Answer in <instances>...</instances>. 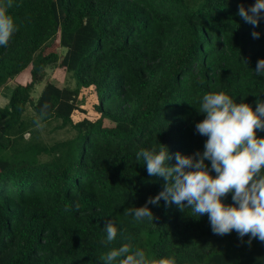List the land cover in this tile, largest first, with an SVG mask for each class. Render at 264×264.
I'll return each mask as SVG.
<instances>
[{
  "label": "trees",
  "instance_id": "trees-1",
  "mask_svg": "<svg viewBox=\"0 0 264 264\" xmlns=\"http://www.w3.org/2000/svg\"><path fill=\"white\" fill-rule=\"evenodd\" d=\"M193 1L0 0L11 4L17 29L0 46V95L10 90L0 108V264H105L125 243L149 261L264 264V242L249 244L235 230L214 234L208 215L186 201L183 210L163 199L148 204L153 221L126 214L165 188L137 160L141 149L158 154L165 146L168 167L176 153H203L208 137L195 125L205 119L204 95L223 92L253 111L264 103V76L255 73L264 59V11L253 27L238 9L256 0ZM57 35L62 58L43 54ZM29 66L30 82L10 88ZM47 69L57 81L72 74L75 88L45 82L33 99ZM37 121L65 136L43 138ZM221 202L233 205L232 194ZM108 222L118 232L105 245Z\"/></svg>",
  "mask_w": 264,
  "mask_h": 264
},
{
  "label": "clouds",
  "instance_id": "clouds-1",
  "mask_svg": "<svg viewBox=\"0 0 264 264\" xmlns=\"http://www.w3.org/2000/svg\"><path fill=\"white\" fill-rule=\"evenodd\" d=\"M8 7L10 3L0 6V46L4 47L17 30L7 14ZM262 11L264 0H256L247 10L239 6L238 15L256 27ZM252 36L258 39L260 34L253 32ZM255 73L264 76V59L257 61ZM47 107L44 106L42 115ZM199 112L205 114V119L195 125L196 132L208 137L203 153H176V164L168 167L166 161L170 156L165 146L161 145L158 154L141 149L137 160L142 157L148 175L162 177L165 188L156 197H150L145 206L130 208L126 214L137 221H153L148 204L158 206L163 199L183 210L186 201V206L198 216L208 215L214 234L223 236L235 230L240 238L249 236V244L253 238L264 242V138L256 136L257 130L264 131V103H257L253 111L248 104H237L223 92L209 93L203 96ZM37 126L43 127L39 121ZM206 160L210 161V169ZM210 171L216 173L215 178ZM230 193L233 205H225L221 198ZM104 230L103 243L107 245L116 239L118 230L112 222L106 223ZM103 260L105 264H175L170 258L149 261L145 252L131 243L113 248Z\"/></svg>",
  "mask_w": 264,
  "mask_h": 264
},
{
  "label": "rangeland",
  "instance_id": "rangeland-1",
  "mask_svg": "<svg viewBox=\"0 0 264 264\" xmlns=\"http://www.w3.org/2000/svg\"><path fill=\"white\" fill-rule=\"evenodd\" d=\"M193 0H191L192 2ZM195 2V1H193ZM49 46H46V48L43 50V54H48V53H56L59 58H62V56L65 53V49L60 47L59 41H58V35L53 39L49 44ZM30 69L31 67L29 66L24 72H22V75L25 76V78L30 79ZM54 70L47 69L45 72V77L43 80H38V82L35 84L36 86L33 87V92H32V97L33 99H36L40 92L42 91L44 85L46 84L45 82H54L59 88L61 87H69L71 89L75 88L76 86V80L72 76V74H65V76H62L60 80L55 79V74L53 73ZM20 75V74H19ZM18 76V75H17ZM15 80L12 81L10 84V88L15 84ZM6 88L5 90L2 91V94L0 95V105H3L5 101L9 97L10 90ZM25 116H30L32 114L31 109L27 107L26 112L24 113ZM55 123H51L50 126L44 125L43 128L38 127L39 132L41 133L42 137L45 138V135L48 133H51V136L53 138H61L65 136L64 130L63 129H58L54 132H52V127L54 126ZM106 126H111L107 121H105ZM48 131V133H47ZM27 136V135H24ZM28 137V136H27ZM5 150V149H3ZM39 159H45L44 155L39 156Z\"/></svg>",
  "mask_w": 264,
  "mask_h": 264
},
{
  "label": "crops",
  "instance_id": "crops-1",
  "mask_svg": "<svg viewBox=\"0 0 264 264\" xmlns=\"http://www.w3.org/2000/svg\"><path fill=\"white\" fill-rule=\"evenodd\" d=\"M15 80L16 83L24 86L26 84H28L30 82L31 79H27L25 78V76L22 75V73L18 76H16L13 81ZM36 86V85H35ZM7 101V100H6ZM7 103H4L3 105H0V108H2L3 106H6ZM31 109V108H30ZM24 135H27L29 137V132H26ZM27 136H24V139H28Z\"/></svg>",
  "mask_w": 264,
  "mask_h": 264
}]
</instances>
